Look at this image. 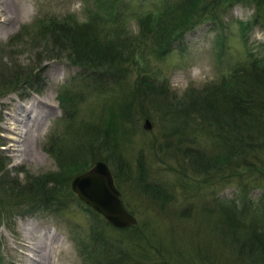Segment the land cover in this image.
Listing matches in <instances>:
<instances>
[{
	"label": "rangeland",
	"instance_id": "374dc122",
	"mask_svg": "<svg viewBox=\"0 0 264 264\" xmlns=\"http://www.w3.org/2000/svg\"><path fill=\"white\" fill-rule=\"evenodd\" d=\"M111 1L5 4L16 19H0V158L5 166L0 177L18 180L22 191L39 180L45 190H54L56 200L46 207L31 198L8 201L0 255L6 264H31L20 241L23 226L33 222L52 229L63 243L52 249L51 264L101 263L103 258L88 254L100 233L115 248L116 264H264L258 255H239L240 245L229 242L221 211L210 208L234 197L243 203L240 186L223 168L210 181L192 163L193 154L213 148L200 101L229 82L250 51L264 58V30L244 26L255 5H234L222 27L203 24L156 57L146 51L148 31L166 2L121 0L130 10L117 9L123 15L115 28L106 6ZM87 24L100 31L105 46L120 51L122 64L116 69L95 71L71 60L75 50L66 47L71 34L64 33ZM21 104L49 113L26 159L8 149L5 127L13 107ZM101 159L137 216L136 225L114 227L73 190V179ZM245 178L250 198L259 199L264 177ZM0 198L6 200L2 188ZM143 256L149 260L142 262Z\"/></svg>",
	"mask_w": 264,
	"mask_h": 264
},
{
	"label": "trees",
	"instance_id": "16d2710c",
	"mask_svg": "<svg viewBox=\"0 0 264 264\" xmlns=\"http://www.w3.org/2000/svg\"><path fill=\"white\" fill-rule=\"evenodd\" d=\"M163 1L166 3L158 23L148 31L151 38L148 43L149 48L146 50L148 55L160 57L175 43L182 41V37L203 24H209L211 29H219L226 24L224 17L238 3L246 6L255 5L252 19L243 21L245 28L259 26L264 30V0ZM106 6L115 28L120 27L119 20L123 13H117V9H122L126 13L130 10L129 6L121 0H113ZM86 26L80 27L73 33H64L65 36L71 34L66 47L71 46L75 50L70 56L73 63L95 71L102 70L100 68L116 69L114 67L117 63L121 61L122 64L120 51L114 49V46L107 47L106 40L95 26L94 30L90 29V24ZM31 86L35 87L34 84ZM200 105L204 106L202 116L206 118V126L211 129L214 137L213 148L211 151L201 149L203 152L193 154L195 160L192 163L199 169V173L210 181L212 176L218 175L223 168L222 171H228L229 174L226 178L235 181L243 192L240 198L243 201L241 204L237 197H234L227 199L225 206L220 203V206L210 208L215 212L221 211L220 220L227 228L229 242L240 245L239 255L247 254L249 257L258 255L264 260V192L259 199L250 198L248 194L250 190L245 178L247 175L249 179L264 177V58L250 51L245 64L235 68L230 81L215 87L209 96L200 101ZM2 161L0 158V171L5 167L1 165ZM96 162L95 160L92 166ZM5 177V174L0 177V188L6 195V200L0 198V228L10 216V210H4V207L8 205V201H13L14 196L20 199L31 198L35 205L40 203L45 207L49 206L52 200H56L52 195L54 190L52 188L45 190V185L39 180L27 185L25 189H28L22 191L19 189L21 185L18 180L15 183L5 180ZM252 182L255 183L256 179ZM25 192L27 197H23ZM92 241L88 254L103 258L99 264H116L113 259L115 248L110 245L104 233L94 236ZM148 260L149 257L143 256L142 262ZM0 264H6L2 254Z\"/></svg>",
	"mask_w": 264,
	"mask_h": 264
},
{
	"label": "bare ground",
	"instance_id": "6f19581e",
	"mask_svg": "<svg viewBox=\"0 0 264 264\" xmlns=\"http://www.w3.org/2000/svg\"><path fill=\"white\" fill-rule=\"evenodd\" d=\"M7 2L8 0H0V19L5 22L16 19L11 14V10L5 8ZM43 100L44 102L49 101L46 98ZM48 114L46 110L23 104L13 107L5 127L9 138L7 147L10 151L15 152L14 155L24 157V159L29 158L27 155L32 152L33 140L37 138L35 133L45 128V116ZM23 231L25 239L21 238L23 241L20 242L26 247L24 250L28 252L30 263L51 264L49 260H51L52 249L63 244L59 235L50 228H39L33 222L24 225Z\"/></svg>",
	"mask_w": 264,
	"mask_h": 264
},
{
	"label": "water",
	"instance_id": "95a60500",
	"mask_svg": "<svg viewBox=\"0 0 264 264\" xmlns=\"http://www.w3.org/2000/svg\"><path fill=\"white\" fill-rule=\"evenodd\" d=\"M151 127V121L147 120L145 128ZM72 186L80 199L105 216L114 227L125 228L138 222L137 216L125 205L114 173L104 160L76 176Z\"/></svg>",
	"mask_w": 264,
	"mask_h": 264
}]
</instances>
